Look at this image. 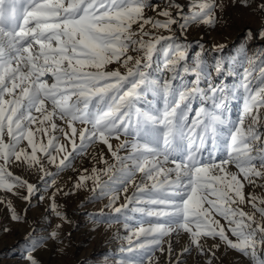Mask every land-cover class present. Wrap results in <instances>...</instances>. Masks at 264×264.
Here are the masks:
<instances>
[{
	"label": "snow or ice",
	"instance_id": "6c2138e0",
	"mask_svg": "<svg viewBox=\"0 0 264 264\" xmlns=\"http://www.w3.org/2000/svg\"><path fill=\"white\" fill-rule=\"evenodd\" d=\"M242 3L248 6V0ZM217 7L223 5L191 0L185 13L178 0H166L159 11L155 0H0V190L15 195V189L26 188L27 200L35 187L13 175L9 165L38 166L43 180L53 174L42 159L61 171L90 144L100 142L115 163L107 164L101 154L100 162L107 166L80 176L77 187L92 179L93 191L108 195L127 193V186H134L118 207L119 197L110 196L109 207L125 221L132 219L126 212L129 205L140 215V226L121 249L127 254L121 264H145L146 259L152 264L151 254L164 251V239L182 232L190 242L183 253L194 246L204 255L201 239L218 238L250 264H264V198L251 193L246 197L244 192L245 182L264 187L256 184L264 179V58H247L249 66L239 74L235 59H218L210 68L201 47L187 63L188 48L173 29L176 25L183 33L193 23L214 25ZM259 7L264 10V0ZM148 8L164 19L146 17ZM133 25L138 26L135 31ZM159 30L170 34H155ZM130 52L138 55L134 58ZM159 54L171 74L168 78L153 75ZM113 63L125 71L106 70ZM225 69L229 76L239 75L238 81L213 83L210 71L222 74ZM185 76L193 79L186 81ZM196 100L201 104L190 116ZM237 100L242 108L234 121L228 113ZM122 135L126 139L114 150L110 139ZM23 142L26 147H21ZM129 147L128 155H119ZM137 172L142 174L138 183ZM101 175L108 180L101 181ZM7 206L11 218L19 220L10 202ZM51 207L56 211L55 203ZM41 242L37 239L32 249ZM168 252L171 255V243ZM26 259L38 264L31 254Z\"/></svg>",
	"mask_w": 264,
	"mask_h": 264
},
{
	"label": "rangeland",
	"instance_id": "374dc122",
	"mask_svg": "<svg viewBox=\"0 0 264 264\" xmlns=\"http://www.w3.org/2000/svg\"><path fill=\"white\" fill-rule=\"evenodd\" d=\"M158 5L157 11L165 6L166 0H155ZM184 5L182 9L187 13V8L191 0H178ZM217 5H223L215 8L216 23L214 25H205L202 23L190 24L186 31L173 25L174 34L178 42L188 48L189 57L186 61L191 63L192 58L197 52L204 49V59L210 68L215 61L220 59L224 61H239L236 71L242 74L243 68L248 67L247 58L259 55L264 58V37L260 32L264 31V10L259 7L262 0H248V6H244L242 0H215ZM175 16V10L173 9ZM146 17H158L151 8L145 10ZM133 25V30L137 29ZM146 30L153 31L150 26ZM251 33V35H249ZM157 35H169L165 30L155 32ZM145 39H148L145 37ZM223 45V50L216 46ZM134 58L138 55L136 52H130ZM139 55H142L139 54ZM124 72L125 69L119 63H113L106 66V70H117ZM153 75L156 77L168 78L171 74L163 67V56L159 54L153 60ZM213 83H225L232 85L239 79V75L229 76L227 69L222 74L210 71ZM186 81L193 79L192 76H185ZM206 87V84H202ZM151 99V97H149ZM201 101L193 102L194 111L198 108ZM143 107V105H141ZM231 111L228 113L232 120H237L242 108L240 100L233 101ZM264 116V110L261 111ZM58 124L64 126L62 121ZM76 127H82L77 124ZM264 131V127L261 128ZM43 142H47L45 137H40ZM126 139L123 135L120 140L110 139L113 149L120 141ZM131 142V138H128ZM61 142L63 138L61 137ZM79 139L77 137V143ZM27 142H23L21 147H26ZM69 151L71 145H68ZM31 152V149H27ZM131 148L123 149L119 155L126 156ZM103 154L107 164H113L112 158L106 145L96 142L90 144L86 150L75 157L72 166L58 171L55 165L49 164L47 159H42L45 170L53 175L45 177L44 173L39 171V167L29 168L26 164L15 162L9 165V171L15 176H20L35 187V191L25 200L28 195L26 188L15 189L16 194L0 190V264H28L27 256L31 254L38 264H121V261L127 255L121 249L128 247V236L131 231H135L140 226V215L126 210L127 215L132 219L125 221L124 216L115 213L113 207H109L110 196L117 195L119 198L115 201L114 207L124 204L126 195H131L135 190L133 185H128V192L122 190L108 195H101L99 189L93 191L95 184L92 179H86L79 187L80 176H91L92 169H104L107 165L100 162V156ZM38 155H40L38 153ZM63 154H60L62 158ZM58 162V161H57ZM2 163V161H0ZM172 165H166L170 167ZM231 171H237L234 166H229ZM111 175V173H109ZM140 173H136L134 180L140 182ZM101 181H107L108 175H101ZM242 179V178H241ZM55 184H52V181ZM257 185H264V179H257ZM245 196L254 194L257 197L264 198V187L248 185L245 182ZM55 194V195H54ZM11 203L15 213L20 217L19 220L11 218V212L8 209V203ZM55 203L56 211L52 210L51 205ZM246 212H252L250 205L240 206ZM56 212L61 215L57 216ZM258 215V214H257ZM222 225L226 222L217 217ZM125 222L129 224L124 227ZM6 229V231H5ZM56 232V237L52 238L51 233ZM230 239L235 240L231 233H227ZM40 239L42 242L33 250L31 245ZM135 242V236L132 237ZM171 243V255L168 252V246ZM189 237L186 233L179 235L173 234L170 238L166 237L162 244L164 251H155L152 255V264H207L211 259V264H250L247 257L234 249L227 248L218 238H202L201 244L205 249V254L201 255L197 249L192 246L188 253H183L185 246H189ZM219 245V248H213V245ZM208 249L212 251L209 252ZM212 252L215 256H212ZM264 256V251H261ZM145 264H148L146 259Z\"/></svg>",
	"mask_w": 264,
	"mask_h": 264
}]
</instances>
